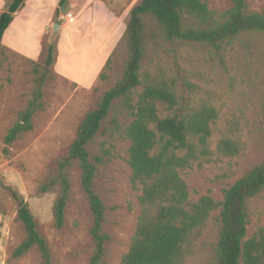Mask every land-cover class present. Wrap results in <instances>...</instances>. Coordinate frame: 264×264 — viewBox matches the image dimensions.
<instances>
[{"label":"rangeland","instance_id":"374dc122","mask_svg":"<svg viewBox=\"0 0 264 264\" xmlns=\"http://www.w3.org/2000/svg\"><path fill=\"white\" fill-rule=\"evenodd\" d=\"M59 1L56 5L53 0L55 8L43 6L37 9L39 16L21 13L17 17L18 28L9 29V34L22 43V50L37 46L45 36L38 57L12 52L0 43V264L42 263L36 248L22 257L13 255L26 233L18 220L17 204L9 187L28 203L39 233L50 247L52 264H89L95 251L91 235L93 215L81 186L79 163L73 162L68 169L71 192L65 208L64 226L60 229L55 225L54 216L60 184L47 190L44 186L57 176L58 164L68 154L82 120L122 78L129 56L125 35L129 13L140 0H67L62 7ZM201 1L216 14H223L232 7L231 0ZM246 1L249 12L263 11L264 0ZM101 5L121 17L120 37L98 78L92 85H83L55 70L60 36L59 31L54 33L49 25L50 14L56 9V24L59 11L60 26L70 22L62 18L68 11L75 15L74 24L82 22L81 28L73 25L62 29L65 47H72L73 37L87 41V24L92 23L93 11L101 9ZM45 27L49 30L45 31ZM146 33L147 46L141 69L143 81L158 76L176 79L182 111L204 105L217 111L210 145L212 155L203 160L201 166L187 170L185 179L191 200L211 196L216 202H222L225 190L264 160V39L258 34L242 35L217 50L204 44L154 41ZM50 45L55 46L54 65L47 70ZM85 52L83 49L78 54L82 53V56ZM71 60L70 56L67 61ZM94 67L98 72V61ZM35 69L45 77L44 108L34 115L33 130L23 133L7 154L5 137L32 100L39 76ZM103 73L106 77L101 78ZM140 91L141 87L138 88ZM136 98L137 94L133 101ZM116 121L118 129L114 127ZM131 121L123 100H118L88 147L92 157L104 158V163L98 166L94 184L106 207L103 232L109 236L102 264L120 263L130 248L140 213L141 191L132 183V169L128 163L130 141L124 134ZM224 139L234 141L236 154L226 156L219 151L218 145ZM220 210L212 214L208 227L185 264H213ZM248 213L247 238H251L260 228L264 229V190L249 201Z\"/></svg>","mask_w":264,"mask_h":264},{"label":"trees","instance_id":"16d2710c","mask_svg":"<svg viewBox=\"0 0 264 264\" xmlns=\"http://www.w3.org/2000/svg\"><path fill=\"white\" fill-rule=\"evenodd\" d=\"M25 2L9 0L6 4L0 14V41ZM66 2L60 0L59 5L62 7ZM231 2L232 7L223 14L212 12L201 0H140L130 10L125 32L129 56L123 76L82 120L68 154L58 164L57 176L44 186L47 190L60 184L61 193L54 205L55 225L60 229L64 226L71 192L68 169L73 162L79 163L81 186L93 215L91 235L95 251L89 264L103 263L109 236L103 232L106 207L94 188L98 166L104 163V158L92 157L88 147L118 100H123L132 117L124 134L130 141L128 163L132 183L141 191L136 230L119 264H185L212 214L219 209L220 228L213 264H264V229L247 238L248 203L264 190V160L225 190L222 202L211 196L191 200L185 172L201 166L212 155L210 145L217 111L205 105L182 111L176 79L159 76L142 79L146 31L154 41L197 43L217 50L242 35L258 34L264 39V9L261 13L249 12L246 0ZM59 14L58 11L56 23H60ZM54 50V45L48 47L47 70L54 65ZM35 73L39 76L32 100L5 137L7 154L23 133L33 130L34 115L44 108L45 77L37 69ZM104 77L105 73L101 74ZM135 94L137 98L133 101ZM118 126L116 121L115 129ZM218 149L226 156L237 151L230 139L222 140ZM8 189L26 233L14 257H22L36 248L41 264H52L50 247L39 233L28 203L20 193Z\"/></svg>","mask_w":264,"mask_h":264},{"label":"crops","instance_id":"0c3cea01","mask_svg":"<svg viewBox=\"0 0 264 264\" xmlns=\"http://www.w3.org/2000/svg\"><path fill=\"white\" fill-rule=\"evenodd\" d=\"M9 0H0V14L3 12L6 3ZM70 1V0H68ZM60 2V1H59ZM74 2V1H73ZM53 0H26L24 5L17 11L14 15V20L10 24L9 28L6 30L2 40V43L6 48L10 49L12 52L19 53L21 55L36 58L42 52V41L44 37H42L37 46L33 48L22 50L21 44L19 43L13 35L9 34L10 31L13 29H17V23L20 21L17 17L21 14H31V15H38L37 9H40L43 6H51V8H55L53 6ZM58 0H56V5ZM101 9H96L93 11V16L91 17L90 21L91 24H87L88 26V35L87 41H83L81 39L72 38V47H65V42L62 36V29L63 27L68 28L71 26H76L78 28L82 27V22L78 24H74L73 20L75 19V15L73 20L70 22H66L65 26H60V30L58 36H60L59 40V55L56 61L55 70L64 76H68L70 79L80 82L83 85H92L96 78H98L99 73L106 61L109 52L112 50L113 45L117 42L120 35H118V28L121 23V17H118L113 11H110L106 6L101 5ZM56 10V9H55ZM55 10L53 13L50 14V22L52 29L54 24L55 18ZM67 13H72L68 11ZM85 13V12H84ZM123 18V17H122ZM88 19L85 17V22ZM14 30V31H15ZM49 30V27H45V31ZM78 32V31H77ZM55 33V32H54ZM79 34V33H78ZM95 34V35H94ZM65 35V34H64ZM78 37V35H76ZM85 49L86 52L81 56L78 54V51ZM71 56L72 60L70 62L67 61ZM81 57V58H80ZM66 59V61H65ZM98 61L99 70L97 72L94 65ZM81 68H80V67ZM96 70V72H95ZM95 72V73H94Z\"/></svg>","mask_w":264,"mask_h":264},{"label":"built area","instance_id":"2783aa9c","mask_svg":"<svg viewBox=\"0 0 264 264\" xmlns=\"http://www.w3.org/2000/svg\"><path fill=\"white\" fill-rule=\"evenodd\" d=\"M63 19H68V20H72L73 19V14L72 13H68L67 15L62 16Z\"/></svg>","mask_w":264,"mask_h":264},{"label":"water","instance_id":"95a60500","mask_svg":"<svg viewBox=\"0 0 264 264\" xmlns=\"http://www.w3.org/2000/svg\"><path fill=\"white\" fill-rule=\"evenodd\" d=\"M60 30V25L58 23H56L54 26H53V31L54 32H57Z\"/></svg>","mask_w":264,"mask_h":264}]
</instances>
